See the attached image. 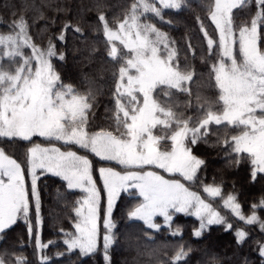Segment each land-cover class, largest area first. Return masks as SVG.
Instances as JSON below:
<instances>
[{"label": "snow or ice", "instance_id": "obj_1", "mask_svg": "<svg viewBox=\"0 0 264 264\" xmlns=\"http://www.w3.org/2000/svg\"><path fill=\"white\" fill-rule=\"evenodd\" d=\"M254 5L255 14L239 26L234 23V10ZM185 0H135L128 13L114 26L101 13L98 17L103 36L108 44L107 56L120 64L114 73V120L116 131L87 130L89 116L95 106V97L80 94L71 84H64L52 59L57 57L51 43L41 50L32 42L29 25L23 16L10 25L8 34H0V138L31 141L34 136L60 141L64 145H77L95 156L115 161L126 169L140 171L117 172L101 168L107 206L104 211L103 259L111 264L110 248L116 243L112 221L113 209L121 192L135 190L140 198L129 213L132 221L142 222L146 238L148 232L159 233L170 229V235L179 236L181 229L171 230L174 216L186 213L196 216L200 227L194 236L200 237L209 225L226 226L224 216L211 204L190 191L179 179H166L155 171H143L156 166L170 174H179L185 181L193 182L205 161L193 154V146L207 142L212 126H231L240 129L223 141L232 153L249 158L253 182L264 174V48L261 47L264 29V0H213L209 5L208 20L214 25L218 39H214L200 22L206 40L207 54L214 57L210 64V79L217 91L214 103H199L197 117L185 118L180 113L178 95L188 97L185 108L193 107L191 89L193 71L182 70L178 51L166 33L142 17L151 13L163 21V10H180ZM199 20V18H198ZM65 25L64 28H69ZM80 32L79 28L75 29ZM64 41L63 32L58 37ZM191 49V45H189ZM31 50V55L25 54ZM123 49V50H122ZM194 55V53H193ZM65 59L60 54L59 61ZM165 135H155L154 130ZM162 141H170V150H162ZM51 173L66 182L68 190H80L83 195L74 208L77 217L74 232L63 233V244L69 252L78 249L81 255L98 251V221L100 219L99 190L92 175V164L87 156L75 151L34 145L27 154V173L31 176L30 191L26 187L25 167L0 148V240L18 221H23L30 239L35 237L36 249L42 252L55 241L42 242L40 228V195L37 187V170ZM210 198L223 197L218 186L205 185ZM224 207L245 224L259 222L264 231V221L256 214L260 205L245 216L235 196L223 199ZM35 210V219L30 212ZM162 217L163 223L157 218ZM237 244L248 237L243 229L235 232ZM264 257V245L260 246ZM190 252L180 245L164 264H180ZM8 255L7 252L4 253ZM57 255H63L58 253ZM15 264H27L23 256L12 257ZM39 264H48L49 257L40 256ZM0 264L5 260L0 257Z\"/></svg>", "mask_w": 264, "mask_h": 264}, {"label": "trees", "instance_id": "obj_2", "mask_svg": "<svg viewBox=\"0 0 264 264\" xmlns=\"http://www.w3.org/2000/svg\"><path fill=\"white\" fill-rule=\"evenodd\" d=\"M134 2L135 0H0V32L9 33L13 21L23 16L28 22L32 42L41 50H46L50 43L54 45L58 56L65 55V59L61 61L66 66L64 79L77 89H85L89 85L103 84L111 75L110 58L103 46L105 39L100 34L102 25L99 15L103 13L110 25L118 24ZM211 3L213 0H185V6L180 10H163V21L151 13L141 20L143 22L146 19L166 33L170 41L174 42L180 58L187 56L201 59L206 46L200 22H203L209 32L215 30L207 18ZM255 11L254 5L234 10V23L239 26L250 21ZM65 25L70 27L65 29ZM76 28L80 29L79 33L75 31ZM62 32L65 35L64 41L58 39ZM261 32V47L264 48V29ZM95 107L92 116L90 114L93 125L103 121L101 115L104 105L98 102ZM30 142L7 141L2 138L0 146L15 159L24 162L23 149H27ZM223 152L222 148L198 142L193 146V154L205 161L198 172V178L193 182L185 181L180 176L176 179L205 198V185L220 187L222 194L235 196L245 216H248L253 211L252 205H260L264 199V175L258 176L253 182L249 161L239 160L237 163L238 159ZM37 187L43 220L41 240L55 243L38 252L35 237L30 239L24 222L18 221L0 240V257L5 260V264H15L12 259L15 256L25 257L27 264H39L38 258L44 255L49 257L48 264H105L103 244L99 245L96 253L90 255H81L78 249L69 252L63 244L66 238L63 233L74 231L77 220L74 208L78 206L76 202L83 193L78 189L68 190L66 182L53 174L39 175ZM137 201V196L121 193L116 202L112 213V221L116 225L113 229L116 243L110 248L111 264H164L165 259L171 258L180 245L186 251L190 249L188 257L180 264H264V257L259 251L260 246L264 245V231L259 222L245 224L226 210L224 213L228 217L227 223L232 224L230 230H225L224 224L209 225L200 237H196L193 233L200 227L199 219L191 214L177 213L171 230L179 227L182 230L179 236H172L170 229L163 228L159 233L148 232V235L153 236L149 240L142 222L128 218V213ZM256 214L264 221V207H258ZM30 217L34 221V207ZM158 222L162 223V218ZM237 229L248 233L242 244L236 242ZM128 232H132L131 240L127 239ZM5 252L8 253L7 256L4 255ZM58 253L63 255H57Z\"/></svg>", "mask_w": 264, "mask_h": 264}, {"label": "rangeland", "instance_id": "obj_3", "mask_svg": "<svg viewBox=\"0 0 264 264\" xmlns=\"http://www.w3.org/2000/svg\"><path fill=\"white\" fill-rule=\"evenodd\" d=\"M110 26H114V25H110ZM208 33L211 36H213L214 39H218V36L216 34V30H214L212 33L208 31ZM0 34H8V33L0 32ZM100 34H101V36L103 35V29L100 31ZM103 46L108 51V44H107L106 40H105V44H103ZM205 46H206V40H205ZM25 54L26 55H31V50L30 49H25ZM58 57H59L58 55H57V57H55L57 60L53 58L52 59V63L54 65L56 71L60 74L61 80L63 81V83L64 84H70L63 77V73L65 72L66 66L63 65V63L58 60ZM178 60H179L180 67H181L182 70H187V71H193L194 72V78L188 84V86L191 89V100H192V103H193V107H189V108L183 107V105L186 103V101L188 99V97L186 95H178L176 97V101H177L178 104L181 105L180 113H182L185 118H188V117L195 118L198 115H201V113H198L196 111V107H195V105L197 104V97H199V103L204 104V103H214V101L216 100L217 95H218L217 91L213 87L212 81L210 79V67L209 66H210L211 63H214V57H209L208 56V54H207V46H206L205 47V52L203 53L201 59H195V58L193 59V58H190V57H187V56L185 58H184V56H183V58H180L178 56ZM110 63H111L110 79L107 80L106 82H103V84H101V85L96 84L95 86L89 85L85 89H83V88L82 89H80V88L77 89L74 86L78 90V92L80 94L91 93L95 97V106L98 104V102H100V103H102L104 105V108H103L104 110H103V113L101 115L102 119H103L102 123H95V125H93V123H91V121H90V116H89L90 123L88 125L87 130L90 133L91 132H96V131H98L100 129H104V130H107V131H113L114 133L116 131V123H115V120H114L115 105H114V101L112 99V92L114 91V87H115V79H114V75L113 74L118 71V68H119L120 64L118 62H116V61H113L111 58H110ZM93 90L96 91V92H94ZM95 108L92 109V112H91L92 114L94 113ZM92 114H91V116H92ZM239 132H240V129L233 128L231 126H212V134L207 137V142H205V143L210 145L211 147L222 148V150L224 151L223 153H225V155L230 156V157L235 158V159H238L237 155L235 153H232L230 148H228L226 145H224L223 141L225 139L230 138L233 135H238ZM154 134L155 135H165V132L157 129V130H154ZM0 139H2V138H0ZM5 139L7 141L30 142V141H22V140H18V139H13V140H8L7 138H5ZM34 145H40L41 147H52V146H55V147L60 148L61 151H69V150L75 151V152H77L78 155L87 156V158L91 161L93 179H94V181L96 183V187H97V189L99 190V193H100V196H99L100 219L98 221V230H99L98 247H99V245L103 244V236L105 235V232H106V230L104 228L103 221H104V211H105L106 206H107V193H106V191L104 189L103 179L101 178L99 170L101 168H112L113 170H115L117 172L123 173V172L129 171V170L140 171V169H126L124 166L118 164L115 161L103 160V159L95 156L90 151L85 150V149H81L77 145H64L60 141L47 140V139H45L43 137L34 136L32 138V140H31V142H30L29 147L27 149H23V151H25V154H24L25 161L21 162V161L17 160L18 162H20L22 164V166L25 167V182H26V187L29 189V191H30V188H31V179L32 178L27 173V154H28V150L31 147H33ZM170 146H171V142L170 141H162V143H161V149L162 150H170ZM0 148H2L5 151V149L2 146H0ZM5 153L8 154L6 151H5ZM8 155H10V154H8ZM239 160H248L249 164H250L249 158H247V156L244 155V154H241V157L239 158ZM250 166H251V164H250ZM143 171H155V172H158L160 175H163L166 179H176L177 176H180L179 174L167 173L164 170L157 168L156 166L145 167L143 169ZM251 171H252V166H251ZM41 172H42V170H40V169L37 170V176L38 177H39V175H41ZM44 174H51V173H46L45 172ZM263 175L264 174H258V176H263ZM182 183H184V182H182ZM185 186L188 187L186 184H185ZM213 186H215V185H213ZM189 190L193 191V192H197V191H195V190H193L191 188H189ZM121 193H127V194H130V195L136 196L135 195V190H130L129 192H121ZM198 194L200 195V193H198ZM230 195H225V194H222V192H221V196L223 197V199H227V197L230 196ZM200 197H201V199H204L206 201V203L211 204L212 207L216 211H218L222 216H224L226 221H228L227 220L228 217L224 213L228 209L224 207L223 199H221V197L210 198L208 196V194H207L206 198L202 197L201 195H200ZM139 203H140V198H138V201H137V204H139ZM251 214H248V216L251 215ZM244 215H245V213H244ZM159 218H162V217H159ZM159 218H157V222H158ZM158 223H160V222H158ZM162 223H163V218H162ZM131 235H132V232H128L127 233V239L131 240Z\"/></svg>", "mask_w": 264, "mask_h": 264}]
</instances>
